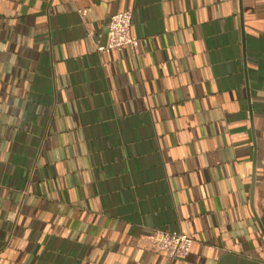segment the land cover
<instances>
[{
  "label": "crops",
  "instance_id": "obj_1",
  "mask_svg": "<svg viewBox=\"0 0 264 264\" xmlns=\"http://www.w3.org/2000/svg\"><path fill=\"white\" fill-rule=\"evenodd\" d=\"M0 264H264V0H0Z\"/></svg>",
  "mask_w": 264,
  "mask_h": 264
},
{
  "label": "built area",
  "instance_id": "obj_2",
  "mask_svg": "<svg viewBox=\"0 0 264 264\" xmlns=\"http://www.w3.org/2000/svg\"><path fill=\"white\" fill-rule=\"evenodd\" d=\"M133 10L128 9L111 17L109 24V42L107 45L97 43L98 51L122 49L130 45L136 48L138 38L132 34ZM152 249L164 251L172 258L188 255L193 247L194 240L183 231L156 230L150 236Z\"/></svg>",
  "mask_w": 264,
  "mask_h": 264
}]
</instances>
